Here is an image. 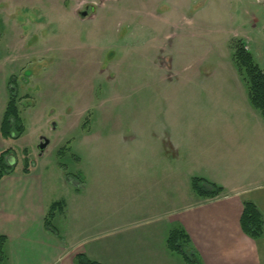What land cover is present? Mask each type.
Masks as SVG:
<instances>
[{
    "label": "rangeland",
    "instance_id": "374dc122",
    "mask_svg": "<svg viewBox=\"0 0 264 264\" xmlns=\"http://www.w3.org/2000/svg\"><path fill=\"white\" fill-rule=\"evenodd\" d=\"M239 41L264 73V2L0 0V80L13 76L25 127L8 144L13 169L46 163L58 198L61 174L82 176L96 193L109 174L117 191L127 168L151 178L177 167L181 204L189 176L203 171L187 146L201 144L212 111L240 109L247 95L232 59ZM41 137L49 144L40 158ZM168 138L180 156L171 165L160 155H173L162 148ZM145 149L156 162H123ZM93 158L113 160L91 166Z\"/></svg>",
    "mask_w": 264,
    "mask_h": 264
},
{
    "label": "crops",
    "instance_id": "0c3cea01",
    "mask_svg": "<svg viewBox=\"0 0 264 264\" xmlns=\"http://www.w3.org/2000/svg\"><path fill=\"white\" fill-rule=\"evenodd\" d=\"M4 81L0 80V122L7 101ZM245 96L240 109L212 111L214 121L205 127L201 144H196L195 152L187 146L190 156H203L197 178L222 188L214 199H201L191 190L180 204L177 167L151 178L141 167L127 168L117 191L109 170L100 168L98 174L111 177L93 186L96 193L82 176L61 174L65 197L58 198L46 163L29 164L26 172L14 168L0 179L2 264H75L77 255L98 264H186L166 245L174 227L187 235V248L195 252L198 264H264V235L251 239L240 227L243 203L251 202L263 217L264 229V118ZM17 140L0 134V153ZM162 144L163 149L170 145L173 154L159 153L164 164L178 163L176 146L169 138ZM142 155L123 162L128 166L147 165L148 159L156 162L155 155L147 157L146 149ZM111 160L93 158L89 165H109ZM194 177L189 176L190 183ZM149 183H154L155 191L146 194L153 187ZM156 192L160 199H155ZM89 193L92 197H85ZM146 195L147 201L140 204ZM54 203L60 205L51 219L52 232L44 220Z\"/></svg>",
    "mask_w": 264,
    "mask_h": 264
},
{
    "label": "trees",
    "instance_id": "16d2710c",
    "mask_svg": "<svg viewBox=\"0 0 264 264\" xmlns=\"http://www.w3.org/2000/svg\"><path fill=\"white\" fill-rule=\"evenodd\" d=\"M234 65L243 78L247 97L250 105L258 110L264 118V74L253 61L251 54L245 49L242 42L234 46L233 53ZM13 76L9 78L6 84L7 101L4 107L0 122V134L4 139L16 140L25 133V127L20 116L18 106L17 86L12 85ZM11 149L4 150L0 153V179L9 174L14 167V161L9 162ZM28 161L24 162L22 170H28ZM190 187L192 192L201 199H214L222 193V188L208 182L205 179L194 177L191 179ZM57 205L54 203L50 206L44 220V227L47 230L55 232L51 225V219L54 215ZM240 227L245 235L251 239H258L264 235L263 217L256 206L251 202L243 203V211L240 218ZM5 238L0 236V264L3 263L2 246ZM166 245L171 252L179 254L186 264H198L196 254L193 250L188 249V239L181 227L172 228L166 239ZM75 264H98L88 260L84 255H77Z\"/></svg>",
    "mask_w": 264,
    "mask_h": 264
},
{
    "label": "water",
    "instance_id": "95a60500",
    "mask_svg": "<svg viewBox=\"0 0 264 264\" xmlns=\"http://www.w3.org/2000/svg\"><path fill=\"white\" fill-rule=\"evenodd\" d=\"M81 15L82 16H85L86 15V12L85 11L82 12ZM48 144H49V141L47 139L42 138V137L39 139V144H38L39 155H41L44 152V150L46 149V147L48 146ZM9 162L12 163L13 162V159L12 158L9 159Z\"/></svg>",
    "mask_w": 264,
    "mask_h": 264
},
{
    "label": "flooded vegetation",
    "instance_id": "af4514ba",
    "mask_svg": "<svg viewBox=\"0 0 264 264\" xmlns=\"http://www.w3.org/2000/svg\"><path fill=\"white\" fill-rule=\"evenodd\" d=\"M91 10H92V7H91V6H89V7L86 6L85 9H84V11L86 12V15L90 14V12H92ZM84 11H82V12H84ZM82 12H80V15H81ZM86 15H85V16H82V15H81V17L84 18V17H86ZM10 158H11V157H10ZM10 158H9V159H10Z\"/></svg>",
    "mask_w": 264,
    "mask_h": 264
},
{
    "label": "built area",
    "instance_id": "2783aa9c",
    "mask_svg": "<svg viewBox=\"0 0 264 264\" xmlns=\"http://www.w3.org/2000/svg\"><path fill=\"white\" fill-rule=\"evenodd\" d=\"M262 2H264V0H261ZM264 74V73H263Z\"/></svg>",
    "mask_w": 264,
    "mask_h": 264
}]
</instances>
